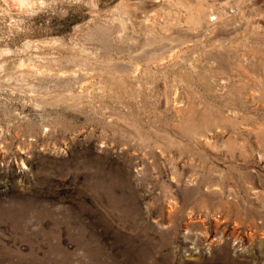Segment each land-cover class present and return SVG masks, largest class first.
<instances>
[{
	"label": "rangeland",
	"instance_id": "1",
	"mask_svg": "<svg viewBox=\"0 0 264 264\" xmlns=\"http://www.w3.org/2000/svg\"><path fill=\"white\" fill-rule=\"evenodd\" d=\"M20 2L0 264H264V0Z\"/></svg>",
	"mask_w": 264,
	"mask_h": 264
},
{
	"label": "bare ground",
	"instance_id": "2",
	"mask_svg": "<svg viewBox=\"0 0 264 264\" xmlns=\"http://www.w3.org/2000/svg\"><path fill=\"white\" fill-rule=\"evenodd\" d=\"M12 1H13V0H12ZM14 1H15V0H14ZM26 1L29 2V0H21L20 3L25 5ZM195 15H196V17H199L197 13H195ZM211 15H212V13L209 14L208 17H210ZM212 19H216V17H214V18H212Z\"/></svg>",
	"mask_w": 264,
	"mask_h": 264
}]
</instances>
